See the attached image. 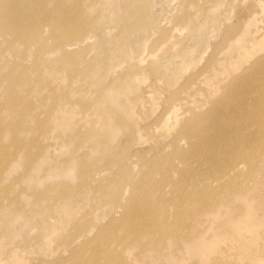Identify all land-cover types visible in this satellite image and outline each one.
I'll return each mask as SVG.
<instances>
[{"label": "rangeland", "instance_id": "obj_1", "mask_svg": "<svg viewBox=\"0 0 264 264\" xmlns=\"http://www.w3.org/2000/svg\"><path fill=\"white\" fill-rule=\"evenodd\" d=\"M67 1H79L83 6L93 4L86 7L93 25L62 48L55 46L49 26L30 45H23L11 34L0 38V124L3 125L0 150L14 164L0 179V264H70L71 251L82 256L91 254L87 244L92 241L93 258L98 256L101 263L106 258L118 264H139L141 260L142 264H149L145 258L160 248L153 243L158 235L149 232L142 223L138 239H133L119 225L124 222L121 221L124 213L137 214L129 211L134 203L129 204L134 201L140 205L139 196L143 201L139 219L149 215L151 221L164 217L163 206L172 215L171 220L175 215L188 216L189 220L195 218L200 203L210 199L220 201L223 214L219 220L208 223L212 229L227 213L243 214L245 208L240 207L239 201L245 202L251 213L259 205L264 208V160L253 156L254 152L264 150V127L259 129L246 121L248 109L256 113L255 122L262 109L264 114V102L261 104L258 100L260 95L264 100V59L258 60L264 51L246 58L240 68L232 70L229 83H234L235 89L218 87L220 91L208 102L205 97L201 99L198 110L206 112L214 125H204L205 135L200 140L192 137L188 139L189 146L186 140L178 145L179 124L160 120L166 112L164 105L193 99L191 88L202 82L203 77L189 76V73L203 67L209 52L212 55L215 52L216 56L219 51H213V47L203 49L196 36L187 40L185 49L190 46L193 53L199 51L203 57L199 56L185 74L176 78L165 75L156 84L151 101L142 104L143 127L134 118L139 100L132 94L122 93L115 83L133 71V65L127 63L128 56L135 60L143 53H152L155 56L148 62L155 66L169 59L171 54H166L169 47L159 48L164 43V34L158 33L147 42L145 33L157 27L165 30L174 25L181 27L173 16L182 8L179 0ZM180 1L187 4L189 0ZM197 1L184 8L198 16L202 15L199 10L203 6L206 13L215 3V0ZM248 5L249 0L229 4L221 35L216 30L218 26L207 27L206 39L223 40L232 33L233 26L247 23L252 14ZM51 8L52 4L48 9ZM223 9L220 7L218 11ZM65 10L71 12L70 7ZM140 10L143 15L139 16ZM10 13L11 18L14 15L19 18L21 14L26 18L29 10ZM212 17L208 13L205 22ZM61 33L57 31V37H62ZM120 37L125 38L124 43H118ZM116 48L124 52V57L110 67L108 60ZM249 65L251 68L243 74ZM73 69L75 72H71ZM142 80L136 79L140 89L145 82ZM12 90L13 97L25 99L31 107L17 133L21 145L25 146L24 152L14 153L17 148L11 142L10 132L13 111L3 105ZM229 93L230 97H226ZM240 99L245 101L243 106H239ZM211 102L214 104L210 105ZM218 102L231 106L230 111L220 113L214 107ZM125 105L134 110V116L126 122L124 114L115 110L116 106L124 109ZM185 110L178 107L180 115ZM193 114H186L189 122L195 119ZM230 121L233 124H228ZM262 122L264 125V119ZM78 134L85 138L75 153L74 137ZM31 139L36 141L32 148L28 144ZM236 145L239 153L252 155L253 173L245 165L243 170L233 173L234 165L241 162L233 155ZM28 151L33 157L28 166L21 168L26 163L24 153ZM79 169L85 171L84 178L77 176ZM164 170L169 175L163 174ZM92 173L93 178L88 177ZM133 195L136 196L133 198ZM177 205H180L178 209ZM54 206L57 213L51 210ZM44 229L49 230L48 243L41 235ZM178 246L173 252L179 258L175 264H195L191 251ZM143 249H148L145 257ZM208 257L198 264H210ZM224 262L239 264L235 257ZM153 264H166V261L155 255Z\"/></svg>", "mask_w": 264, "mask_h": 264}, {"label": "bare ground", "instance_id": "obj_2", "mask_svg": "<svg viewBox=\"0 0 264 264\" xmlns=\"http://www.w3.org/2000/svg\"><path fill=\"white\" fill-rule=\"evenodd\" d=\"M236 0H215V3L208 7L206 13H204V6L202 10L199 12L202 14L198 16L196 12H189L184 7L191 5L194 2H198L197 0H189L186 1L187 4L183 3L179 0L180 5L182 6L180 11H177L174 16V20L180 22L179 25L181 27L174 25L172 28H159L157 27L155 30L150 31L147 35V42H149L153 37L158 36V33L161 32L164 34L163 42L159 45V48L169 47V50L166 54H171L168 60H164L161 63H151L148 62L150 57H153L152 53H143L139 58L133 60L132 57H126L127 63L130 66L133 65V71L129 73L124 80H121L115 83L116 87L120 89V91L124 94H132L135 100H139L140 105L135 110L136 115L134 116V110L131 107H127L130 105V102L133 100V97L130 99V102H127V106H116L115 110L118 114L123 113L125 122L128 118L134 116L135 120H139V124H142L145 127L144 122V113L143 106L144 102L151 101L150 99L153 97L154 90L156 89V84L162 81L165 75L171 78H176L178 75L185 74L188 70V67L191 64H194L198 61L199 56L200 59L203 57L199 55V51L193 53L191 47L185 49L186 41L191 37L196 36L198 39L200 46L203 49L208 47H213V51L215 52L212 55L210 52L207 54V58L203 67L197 69L196 71H192L189 73V76H201L203 77L202 82L195 85V87L191 88L190 96L193 99H189L186 102L184 100L179 101L178 103H167L165 104L166 112L164 117L160 120L164 122H170L172 125L180 126L179 133L181 134L180 139H176V143L178 145L183 144V141L186 140V143H189L188 139L195 137L199 139V137L205 135V126L206 125H214L213 119H210V116L201 113L198 110L199 102H201L202 98L205 97V101H209L214 93L220 91L218 87H226L231 91L235 89L234 83H229L230 73L234 68H240L242 66V61L246 58L253 57L254 55L261 54L264 51V0H249V11H251V15L247 19V23L242 26H233L234 29L232 33L228 35V37L223 38V40L217 42H210L205 37V31L207 27L209 29L218 26L216 28L219 36L221 35L222 30L225 26L224 22L227 19L226 7L233 3ZM225 3H229L225 6ZM52 4V8L48 9V7ZM93 4L82 5L79 1H67V0H0V38L7 37L5 35L11 34L17 38V41L22 43L23 45H30L34 41H36L40 36H43V32L45 27L49 26L52 29V35L54 34L55 46L57 48H62L64 44L67 42L79 37H81V33L85 32L87 28L93 25V19L87 16L86 7H92ZM71 8V12L67 13L65 8ZM220 7H224L222 11H218ZM201 8V7H200ZM13 10L18 13V11H27L29 10V15L25 18L22 14L17 18L15 15L11 18V14H8L9 11ZM211 13L213 17L208 22H205V16ZM143 15V11L140 10L139 16ZM205 15V16H204ZM57 31H61L62 37H57ZM185 34L181 36L182 33ZM133 33V32H130ZM173 33V34H172ZM176 34L179 37H175ZM175 37L173 41L172 38ZM127 39V38H126ZM125 38L120 37L118 43H124ZM70 47L71 44L69 43ZM117 47V46H116ZM123 53L120 49L111 51V56L108 60V65L112 67L116 62L115 60L124 57ZM65 57H68L65 55ZM264 59V55L259 57L258 60ZM160 59L159 61H161ZM157 61V62H159ZM165 63H169L170 66H167ZM260 63V62H259ZM251 65L246 67L243 71V74L246 71H249ZM71 72H75L73 69ZM154 77V80L148 81L150 77ZM123 79V78H122ZM136 79H143L144 85L140 89ZM142 80V81H143ZM227 84V85H224ZM264 89V88H263ZM230 93L226 97H230ZM6 100L3 101V105L10 108L13 111L14 123L11 126V142L15 144L17 150L16 152H24L25 146H22L20 140L18 139L17 133L19 129V125L21 121L31 112V107L27 102H24L25 99L13 97V90L10 93H7ZM199 96L198 98H196ZM105 98H108L105 96ZM196 98V99H195ZM262 95L259 96L258 100L264 102L262 100ZM244 99H240L239 106H243ZM236 103V104H238ZM214 104L213 102L209 103ZM264 106V104H263ZM178 107H182L186 109L183 115L178 113ZM218 108L220 113L229 112L228 107L225 102H218L215 106ZM263 110V109H262ZM258 119V122H255L256 113L252 111V109H248L246 112L248 114L247 120L249 121L248 125H256L259 129L264 127L262 119H264V114H262ZM1 113V111H0ZM195 116V119L191 122L188 121L186 114H192ZM262 116V119H261ZM21 117V118H20ZM16 118V119H15ZM189 122V123H188ZM228 124H233L230 121ZM205 125V126H204ZM3 131V125L0 124V133ZM83 137L85 135L78 134L75 138V153L80 149L78 145L81 143ZM201 139V138H200ZM199 139V140H200ZM232 141H230V144ZM29 146L34 147L36 145V141L31 139L29 141ZM189 143L186 146H189ZM233 148V155L237 156L241 162L237 163L233 167V173L235 171H241L244 169V166H247L246 169L250 173H253V165L251 166V154L239 153L238 149ZM2 150V149H1ZM0 150V156L2 157L0 160V179L3 176V172L6 170H10L14 164L13 161L6 159L7 154L5 151ZM26 163L21 167L25 168L29 165L30 160L33 157L31 152L24 153ZM249 156V157H248ZM253 156L259 160H264V150L259 153H253ZM256 162V160H255ZM80 163V162H79ZM29 168V167H28ZM4 169V170H3ZM77 172V176L85 177V171ZM167 174L168 170H164L163 174ZM88 177L93 178V173ZM85 184V181H83ZM136 195H133V198ZM142 197L139 196L140 205L136 204L132 201L129 205L134 203V206L129 210L133 211L137 214H127L124 213L122 215L121 221L119 225L122 226L127 234H132L133 239H138V234L140 233L139 224H143L145 228L152 232V234H157L158 239L154 240L153 243L156 244L160 248H157L156 253L148 254V249H143L144 257L148 254L147 262L149 264H153L155 261V255L164 257L166 264H175L176 259L174 253L179 249L178 245H182L184 249H189L196 259V263L199 261H203L207 258L210 264H226L224 260L228 261L235 257L239 264H264V208L263 206H258L255 213H251L248 211L245 202L239 201L240 207H244L242 210L243 214L240 216L235 215L234 213H227L223 220L218 221V226L214 229L210 228V223L215 220H219V217L223 214L221 212L222 203L216 202L214 200H209L206 203H200L197 205L199 208L195 211V218L189 219L187 217H182L179 215H175L173 220H171L167 211H165L166 206L162 207V211L164 217L161 220H152L151 216L142 217L141 220L139 217L141 214H138L141 210V205L143 201ZM233 199H238L237 197ZM137 200V199H136ZM56 204V203H55ZM57 205V204H56ZM177 209L180 205H177ZM54 206L51 210L54 213H57L56 208ZM146 207V206H145ZM144 208V207H143ZM88 216H92V213H88ZM127 222V223H126ZM209 223V224H208ZM49 231V230H48ZM48 231L46 229L43 230L41 235L43 239L48 243ZM224 240V241H222ZM222 241V242H220ZM227 241V242H226ZM220 242V243H219ZM166 243H169L166 245ZM219 243V244H218ZM89 248L91 247V254L87 253L86 255H80L75 251H69V263L70 264H118L116 262H111L105 258V261L102 263L99 261L98 256L93 258V241L87 244ZM145 247V246H144ZM210 254V255H209ZM68 255V256H69ZM206 260V261H207ZM139 264H142L143 261H138Z\"/></svg>", "mask_w": 264, "mask_h": 264}]
</instances>
